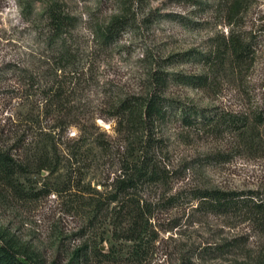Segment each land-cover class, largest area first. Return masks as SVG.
<instances>
[{
    "label": "rangeland",
    "instance_id": "rangeland-1",
    "mask_svg": "<svg viewBox=\"0 0 264 264\" xmlns=\"http://www.w3.org/2000/svg\"><path fill=\"white\" fill-rule=\"evenodd\" d=\"M231 2L0 0V138L10 122L26 124L32 135L19 157L41 153L51 165L0 175V246L16 261L264 259L253 224L195 208L188 195L217 188L264 198V121L251 119L264 102V0H239L228 23ZM48 8L73 17L54 43L44 39ZM114 17L124 27L102 47L95 32ZM232 32L248 44L241 59L224 50ZM153 88L176 102L151 126L128 130L115 106ZM179 107L203 118L184 125ZM229 115L246 116L245 128L230 126ZM141 166L159 179L110 200L116 181Z\"/></svg>",
    "mask_w": 264,
    "mask_h": 264
},
{
    "label": "trees",
    "instance_id": "trees-1",
    "mask_svg": "<svg viewBox=\"0 0 264 264\" xmlns=\"http://www.w3.org/2000/svg\"><path fill=\"white\" fill-rule=\"evenodd\" d=\"M238 3L239 0H232L225 12L228 23H231V20L235 21L238 16L239 12L236 8ZM45 15L47 27L44 32V39L47 43H54L62 39V36L70 34L74 27L72 16L62 12L59 8H48L45 11ZM123 19L124 18L121 17H114L105 24L104 27L99 28L95 32V36L99 39L102 47H108L117 39L124 27ZM242 39L243 38H241L239 34L232 32L227 35L223 43L225 45L224 50L228 51L235 59H241L242 55L247 50L248 44ZM62 54L67 55V53L64 54V52ZM62 54L59 55L60 58H62ZM221 63L222 62L219 61V64ZM7 67L9 69H11V67L17 68L14 65L9 66V64H7ZM202 78V76H189L185 78L188 79L185 80V82L192 83V79L202 81ZM157 80H159V83H162L160 78ZM162 90V88H157L155 91L153 88V90L146 93L144 97H135L131 95L130 97L126 96L119 100L115 109H117V114L122 117L124 121L123 125L126 126L128 130L136 129L138 126H151L154 121L162 119L166 112L171 109V104L176 101L166 98ZM261 106L262 107L257 111L255 110L252 113L251 119L255 123L264 121V102ZM175 109L179 111L180 120L184 125L192 124L197 117L198 119L203 118V114L196 109H184L183 107ZM227 121L228 124L235 127V129L245 128L247 124L246 116L238 118L234 117V115H229ZM14 123L15 124H12V122H10L3 132V137L0 138V175L2 179H7L10 174L21 172L28 168L39 170L43 168V166L50 165V162H47L46 158L41 153L24 154L22 157H19L20 154H18V150L21 148L23 149V147L25 148L30 139L29 136L32 134L28 129L29 126L26 124L24 126L19 122ZM32 125L30 124L31 127ZM44 135L46 134L44 133ZM54 166L55 164L52 165V167ZM142 167L143 166H141L140 169H135L130 174L126 175L125 178L116 181L114 188L117 194L113 193L110 200H115L120 193L124 194L128 190H134L138 184L144 180L153 182L159 179V176L153 172L154 170L148 172L149 170L146 171V167L141 170ZM244 194L245 193L242 191L221 190L217 188H193L188 192L190 200H194L195 202V208H201L203 211L214 214H239L264 235V198H257L256 195L251 192H249V195ZM139 213L143 214L144 211L137 210V214ZM0 264L21 263L16 261L11 252L0 246ZM250 264H264V259L259 257Z\"/></svg>",
    "mask_w": 264,
    "mask_h": 264
}]
</instances>
